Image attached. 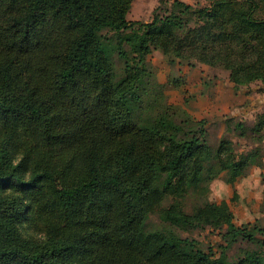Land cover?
<instances>
[{
  "label": "trees",
  "instance_id": "obj_1",
  "mask_svg": "<svg viewBox=\"0 0 264 264\" xmlns=\"http://www.w3.org/2000/svg\"><path fill=\"white\" fill-rule=\"evenodd\" d=\"M133 1L0 0V264H264V227L208 197L263 167L264 112L224 122L251 149L212 145L149 59L264 85V0H172L149 22ZM208 228L217 251L181 235Z\"/></svg>",
  "mask_w": 264,
  "mask_h": 264
},
{
  "label": "rangeland",
  "instance_id": "obj_2",
  "mask_svg": "<svg viewBox=\"0 0 264 264\" xmlns=\"http://www.w3.org/2000/svg\"><path fill=\"white\" fill-rule=\"evenodd\" d=\"M172 0H134L127 15L130 21L149 22L154 10L159 5ZM193 6L208 5L210 0H180ZM156 79L164 86L167 101L174 107L184 109L196 119L208 120L209 140L215 145L221 137L231 139L238 152H245L254 143L239 138L234 133L225 132L226 120L253 125L257 115L264 112V85L259 82L233 90L228 72L221 68L206 65L186 66L168 65L162 54L155 51L150 56ZM263 167H250L245 175L233 184L225 182L226 175H221L210 185L209 200L226 201L233 213L235 225H246L257 221L264 227V143L262 144ZM186 209L190 206L187 200ZM157 222L156 216H151ZM182 236L197 239L203 246L211 245L217 251L222 243L218 231L213 229L181 232Z\"/></svg>",
  "mask_w": 264,
  "mask_h": 264
}]
</instances>
